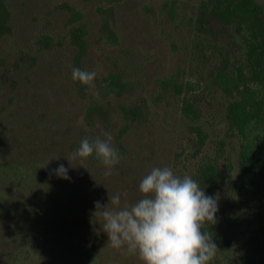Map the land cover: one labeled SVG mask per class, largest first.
Returning a JSON list of instances; mask_svg holds the SVG:
<instances>
[{
  "label": "trees",
  "instance_id": "trees-1",
  "mask_svg": "<svg viewBox=\"0 0 264 264\" xmlns=\"http://www.w3.org/2000/svg\"><path fill=\"white\" fill-rule=\"evenodd\" d=\"M11 2L0 0V264H105L96 232L85 217L72 212L73 185L54 171L61 164L67 168L65 162L44 163L23 183L11 180L19 172L15 154L27 149L54 156L52 149L43 151L39 144L50 135L40 131L49 118L38 95L37 55L30 46L15 52L5 48L14 28ZM60 8L69 13L71 72L86 70L89 26L75 6L63 2ZM159 10L187 28L188 58L183 77L177 72L159 79L151 103H174L188 123L190 177L218 202L217 222L206 224L203 231L240 264H264L261 227L246 238L241 233L243 226L259 220L253 206L256 200L262 206L259 197H264V3L197 0L182 18L177 0L164 1ZM112 26L103 19L100 32L116 41ZM35 44L37 53L56 46L49 34L36 37ZM125 59L119 53L110 58L106 74L95 79L97 92L116 97L132 93ZM53 66L59 63L50 61L48 68ZM71 83L80 97L86 96L89 86L74 81L72 73ZM91 100L86 120L110 122L108 103ZM118 109L122 125L115 136L121 147L132 126L150 119L152 108L139 97L123 98ZM88 159L101 163L95 154Z\"/></svg>",
  "mask_w": 264,
  "mask_h": 264
},
{
  "label": "rangeland",
  "instance_id": "rangeland-1",
  "mask_svg": "<svg viewBox=\"0 0 264 264\" xmlns=\"http://www.w3.org/2000/svg\"><path fill=\"white\" fill-rule=\"evenodd\" d=\"M166 0H12L14 28L13 35L5 40V48L15 52L19 48L30 46L36 53L37 72L39 73V97L44 100L47 110V126H41L42 134L50 135L47 140L39 142L43 151L52 149L49 155L32 150L15 154L19 170L14 182H25L28 175L45 164L62 163L71 170L68 179L73 185L72 212L85 217L96 232L98 249L103 251L105 264H142L136 255L122 254L107 245V234L96 219L94 204L100 201L108 203L109 195L127 193V201L135 203L142 198L139 191L141 180L153 168L169 167L181 178L190 176L193 161L190 160L186 144L191 139L188 123L184 120L179 108L173 103L155 106L151 96L160 78L168 75L182 74L187 64L188 47L187 28L181 22H171L159 10ZM181 18L191 13L197 0H177ZM264 3V0H260ZM66 2L75 6L82 14L81 20L89 26V48L84 59L87 71H96V79L106 74L112 56L120 54L128 62V76L131 78L132 93L125 96H105L97 92L95 81L85 97H80L71 83L70 58L71 47L67 39L69 13L60 8ZM110 7L113 9L110 10ZM107 19L117 32V40L108 39L100 32L102 20ZM49 34L55 41V48L37 53L36 37ZM58 66L48 68L50 61ZM124 60V59H123ZM57 68V70H53ZM184 74H182V77ZM46 80H43V79ZM34 82V81H33ZM93 93V95H91ZM91 96L101 104L108 103L110 122L89 121L85 110L92 101ZM104 97V98H103ZM128 97V98H127ZM145 97L152 111L150 119L142 126L134 125L118 145L116 134L122 125L118 105L126 101ZM91 100V101H90ZM56 116V117H55ZM55 117V118H50ZM54 119V120H52ZM112 135V146L118 151L121 159L114 166L113 174L105 176L106 168L92 163L88 158L72 159L73 153L80 146V141L96 137L104 138L103 133ZM45 136V135H43ZM52 157V158H51ZM62 161V162H61ZM13 182V181H12ZM12 187L13 184L11 183ZM262 206L258 200L253 206L257 208L259 220L251 227L243 226L241 233L245 238L253 229L261 227V238L264 248V197ZM75 201V203H74ZM254 202V203H255ZM244 236L242 239H244ZM219 249V248H218ZM210 264H240L236 258L227 253L217 252Z\"/></svg>",
  "mask_w": 264,
  "mask_h": 264
},
{
  "label": "clouds",
  "instance_id": "clouds-1",
  "mask_svg": "<svg viewBox=\"0 0 264 264\" xmlns=\"http://www.w3.org/2000/svg\"><path fill=\"white\" fill-rule=\"evenodd\" d=\"M96 71L74 68L72 79L93 86ZM94 140L84 138L72 159L96 158L113 174L120 162L112 146V135L103 133ZM57 176L68 180V169L60 165ZM142 198L129 203L127 193L109 195L108 203L96 201L93 218L107 234V245L122 254L136 255L142 264H210L219 251L205 225H214L218 202L205 194L190 176L175 175L171 168H153L139 184Z\"/></svg>",
  "mask_w": 264,
  "mask_h": 264
}]
</instances>
